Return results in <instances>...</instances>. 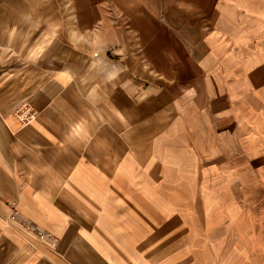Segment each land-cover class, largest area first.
I'll return each instance as SVG.
<instances>
[{
  "label": "crops",
  "instance_id": "crops-1",
  "mask_svg": "<svg viewBox=\"0 0 264 264\" xmlns=\"http://www.w3.org/2000/svg\"><path fill=\"white\" fill-rule=\"evenodd\" d=\"M261 93L264 0H0V264H257L208 179Z\"/></svg>",
  "mask_w": 264,
  "mask_h": 264
},
{
  "label": "rangeland",
  "instance_id": "rangeland-1",
  "mask_svg": "<svg viewBox=\"0 0 264 264\" xmlns=\"http://www.w3.org/2000/svg\"><path fill=\"white\" fill-rule=\"evenodd\" d=\"M16 54L20 58H28V34L18 35ZM259 85L262 86V84ZM263 101L264 93H261L257 99L250 95L245 98L241 107H254L259 109L264 107ZM225 125L229 127L234 126V124L228 121H226ZM234 128L236 129V127ZM232 129L230 133L234 135L240 134L241 136L242 131H233ZM263 134L264 125H261V131L258 132L261 141L258 139L249 141L247 137L244 141V146L227 148L230 152L229 154L224 153L226 158L224 157L223 163H217L210 157V165L213 163L216 165L217 163L219 168L223 169L224 175L210 177L208 179L209 188H222V195H217L216 197L220 198L224 207V211L210 212L209 217L211 219H225L230 221V224L234 226L232 228L240 232L242 242L245 245H254L255 258L253 255L250 260H254L257 264H264ZM18 215L21 218L19 213ZM35 227L38 228L37 226Z\"/></svg>",
  "mask_w": 264,
  "mask_h": 264
},
{
  "label": "built area",
  "instance_id": "built-area-1",
  "mask_svg": "<svg viewBox=\"0 0 264 264\" xmlns=\"http://www.w3.org/2000/svg\"><path fill=\"white\" fill-rule=\"evenodd\" d=\"M33 117V114L28 112V111H23L21 114V120L23 123L28 122L31 118ZM11 219L19 221L20 224L26 229V230H30L33 231L35 233L38 234V236L41 239H49L52 246H57L59 240L58 238L54 237V236H50L48 235L46 232H43L42 230H40L39 228H36L33 224H31L30 222H28L25 219H22L19 217L18 212L15 210V208H13L12 213L10 215Z\"/></svg>",
  "mask_w": 264,
  "mask_h": 264
}]
</instances>
